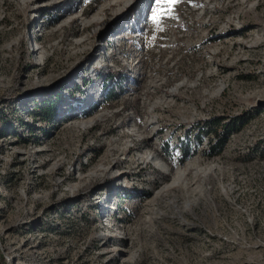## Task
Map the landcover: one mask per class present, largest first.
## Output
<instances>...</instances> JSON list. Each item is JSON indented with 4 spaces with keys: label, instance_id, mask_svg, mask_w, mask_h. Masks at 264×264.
<instances>
[{
    "label": "rangeland",
    "instance_id": "obj_1",
    "mask_svg": "<svg viewBox=\"0 0 264 264\" xmlns=\"http://www.w3.org/2000/svg\"><path fill=\"white\" fill-rule=\"evenodd\" d=\"M155 6L0 0V264H264V0Z\"/></svg>",
    "mask_w": 264,
    "mask_h": 264
},
{
    "label": "snow or ice",
    "instance_id": "obj_2",
    "mask_svg": "<svg viewBox=\"0 0 264 264\" xmlns=\"http://www.w3.org/2000/svg\"><path fill=\"white\" fill-rule=\"evenodd\" d=\"M180 2L181 0H155L156 6L152 11L151 22L160 27L163 17L172 16L175 6Z\"/></svg>",
    "mask_w": 264,
    "mask_h": 264
},
{
    "label": "trees",
    "instance_id": "obj_3",
    "mask_svg": "<svg viewBox=\"0 0 264 264\" xmlns=\"http://www.w3.org/2000/svg\"><path fill=\"white\" fill-rule=\"evenodd\" d=\"M120 90V87H115L114 89L110 90L107 95H106V98L109 100V101H115L118 97V92Z\"/></svg>",
    "mask_w": 264,
    "mask_h": 264
},
{
    "label": "bare ground",
    "instance_id": "obj_4",
    "mask_svg": "<svg viewBox=\"0 0 264 264\" xmlns=\"http://www.w3.org/2000/svg\"><path fill=\"white\" fill-rule=\"evenodd\" d=\"M41 49H39V51H40ZM173 186H175V185H173ZM172 187V186H171Z\"/></svg>",
    "mask_w": 264,
    "mask_h": 264
}]
</instances>
